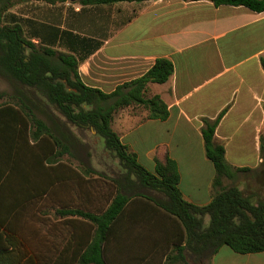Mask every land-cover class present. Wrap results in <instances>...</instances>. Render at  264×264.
I'll return each instance as SVG.
<instances>
[{
  "label": "crops",
  "instance_id": "1",
  "mask_svg": "<svg viewBox=\"0 0 264 264\" xmlns=\"http://www.w3.org/2000/svg\"><path fill=\"white\" fill-rule=\"evenodd\" d=\"M9 11L27 38L74 55L81 80L104 92L142 76L157 59H168L169 78L148 83L146 90L147 97L158 95L166 104L167 117L149 118L142 105L129 104L113 116L120 140L150 171L156 158L168 154L177 162L184 198L203 205L214 193L215 168L205 154L202 128L205 119L221 115L216 140L228 163L243 168L223 185L234 184L253 203H264V11L210 0H28ZM1 103L0 247L11 235L23 241L27 264H78L95 224L59 214V242L52 243L51 223L47 241L36 242L38 220L51 217L53 186L59 187L58 208L67 204V175L60 167L53 185L50 139L30 138L28 120ZM82 201L77 207L97 213L92 199ZM178 244L184 245L180 223L133 197L110 223L103 256L108 264H168ZM194 263L264 264V252L240 254L224 245L209 260Z\"/></svg>",
  "mask_w": 264,
  "mask_h": 264
},
{
  "label": "trees",
  "instance_id": "2",
  "mask_svg": "<svg viewBox=\"0 0 264 264\" xmlns=\"http://www.w3.org/2000/svg\"><path fill=\"white\" fill-rule=\"evenodd\" d=\"M24 1L28 0H0V76L14 86L13 93L0 91L1 105L28 120L30 138L41 142L50 139L53 185L60 180L54 179L59 176L60 167L67 175V204L56 212L79 216L95 224L94 236L80 255L78 264H108L103 246L110 223L133 197L145 199L180 223L184 245L174 246L173 257H167L168 264L209 260L224 245L240 254L264 252V203H253L234 184L223 185L224 178L233 180L243 168L228 163L223 143L216 140L215 129L221 115L205 119L202 128L205 154L215 168L214 193L203 205L184 198L178 186L180 174L174 159L168 154L162 159L156 158L154 171L148 170L112 127L115 112L132 103L146 108L149 118L163 120L167 117L166 104L158 95L147 97L146 90L148 83H163L169 78L172 63L165 58L157 59L142 76L118 85L111 92L93 88L81 80L74 55L34 43L26 37L19 19L9 11ZM39 1L59 3L66 0ZM114 1L122 0L80 2ZM210 1L216 5H243L253 11H264V0ZM262 64L264 66V60ZM5 96L8 98L3 99ZM38 113L42 117H38ZM74 129L83 134L88 130L103 139V150L116 159L115 169L112 168L115 175L92 165L91 149ZM65 155L78 164L73 165L68 159L61 161ZM37 157L43 160V152L38 151ZM109 164L112 163H103V167L109 168ZM91 173L97 174L105 185L108 200L97 213L75 206L69 196L81 181L88 182ZM56 191L58 188L53 186V201L58 197ZM27 257L23 241L7 235L4 247H0V264H27Z\"/></svg>",
  "mask_w": 264,
  "mask_h": 264
},
{
  "label": "rangeland",
  "instance_id": "3",
  "mask_svg": "<svg viewBox=\"0 0 264 264\" xmlns=\"http://www.w3.org/2000/svg\"><path fill=\"white\" fill-rule=\"evenodd\" d=\"M14 90V86L7 81L6 79H4L3 77L0 76V91H5L7 93H13ZM8 97L5 96L3 99H7ZM1 101V99H0ZM38 117H42V115H40L38 113ZM77 135H80V137L82 139H84V141L89 145L90 149H91V162L92 165L96 168L99 169H103L106 170L108 173L115 175L112 172V168H114L113 166V162L115 163L116 159H112L111 157H109L108 153H106L103 148H104V142L103 139L100 136H95L94 133H91L90 131H86L83 133H81L80 131L74 129L73 130ZM103 147V148H102ZM64 160H69L70 162H72L73 165H77L78 162L73 159V158H69L68 155H65ZM112 163L109 164V168H104L103 163ZM115 169V168H114ZM83 173V172H82ZM86 177V176H85ZM89 180L88 182L83 183L81 181L80 184H78L74 189L73 192L71 194H69V196L72 197L73 200H71L72 202H74L75 206H79V204L83 203V199H86V197H89L90 199H92L94 201V207L96 210L102 209L103 207L106 206L108 200L105 198V185L101 182L100 178L97 176V174L95 173H91L89 176ZM57 188H59L57 186ZM59 190V189H58ZM59 193V191H56ZM56 193L55 196H59V194ZM68 197V196H67ZM39 207V206H38ZM59 207V205H57L54 201H53V206L51 208V217L49 218V216L46 215V221L45 223H43L44 221H39L38 220V228L35 231V238H36V242L37 243H42L47 241V235H45V232H47V226L49 225V223H51L52 225V230L55 227L56 229H54V233H53V240L52 243L56 244L59 242V239L57 237V234L59 233V214L56 212V209ZM38 210L43 213V209L38 208ZM47 212V211H46ZM48 217V218H47ZM46 224V228L44 227ZM45 236V239H44ZM49 242V241H48ZM191 264H195L194 262L191 261Z\"/></svg>",
  "mask_w": 264,
  "mask_h": 264
},
{
  "label": "water",
  "instance_id": "4",
  "mask_svg": "<svg viewBox=\"0 0 264 264\" xmlns=\"http://www.w3.org/2000/svg\"><path fill=\"white\" fill-rule=\"evenodd\" d=\"M70 1L75 2V1H81V0H70Z\"/></svg>",
  "mask_w": 264,
  "mask_h": 264
}]
</instances>
